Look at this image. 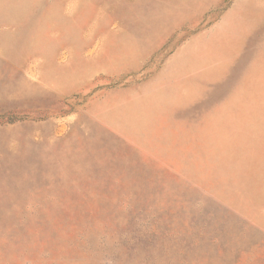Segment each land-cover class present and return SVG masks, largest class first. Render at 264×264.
Wrapping results in <instances>:
<instances>
[{
	"label": "rangeland",
	"instance_id": "1",
	"mask_svg": "<svg viewBox=\"0 0 264 264\" xmlns=\"http://www.w3.org/2000/svg\"><path fill=\"white\" fill-rule=\"evenodd\" d=\"M0 264H264V0H0Z\"/></svg>",
	"mask_w": 264,
	"mask_h": 264
}]
</instances>
